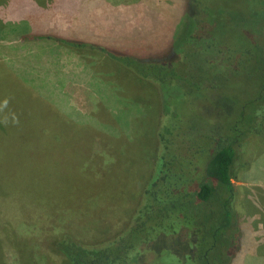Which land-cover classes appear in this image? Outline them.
I'll return each instance as SVG.
<instances>
[{"label": "rangeland", "instance_id": "374dc122", "mask_svg": "<svg viewBox=\"0 0 264 264\" xmlns=\"http://www.w3.org/2000/svg\"><path fill=\"white\" fill-rule=\"evenodd\" d=\"M188 2L0 0V15L8 19H0V31L7 30L3 39L44 33L70 45L84 42L158 59L177 52L186 33L198 30L201 16L187 14ZM54 42L26 45L21 58L7 60L1 69L10 80L1 113L20 111L22 121H33L19 124L12 137L0 133V264H69L52 250L55 240L69 235L96 246L114 239L131 224L154 170L162 114L157 84L131 72L120 75L117 63ZM49 45L61 52L54 55ZM77 74L91 82L73 85L71 92L87 93L83 115L64 109L62 97L49 99L55 86ZM29 89L38 96L34 110L24 103ZM58 108L69 114L62 118ZM46 125L50 132H44ZM239 151L233 180L238 215L246 240L259 249L264 134L247 137ZM246 246L232 264H245ZM252 258L247 261L259 264L258 252Z\"/></svg>", "mask_w": 264, "mask_h": 264}, {"label": "trees", "instance_id": "16d2710c", "mask_svg": "<svg viewBox=\"0 0 264 264\" xmlns=\"http://www.w3.org/2000/svg\"><path fill=\"white\" fill-rule=\"evenodd\" d=\"M187 14H200L198 30L158 59L44 33L19 37L104 57L161 94L154 170L131 224L96 246L55 240L69 264H232L245 245L249 260L255 252L233 180L246 138L264 134V0H189Z\"/></svg>", "mask_w": 264, "mask_h": 264}, {"label": "crops", "instance_id": "0c3cea01", "mask_svg": "<svg viewBox=\"0 0 264 264\" xmlns=\"http://www.w3.org/2000/svg\"><path fill=\"white\" fill-rule=\"evenodd\" d=\"M0 19H3V21H4V18L1 15H0ZM4 22L8 23V19H6ZM5 31H7V30L0 31V101L6 95L8 85H9V81H10L6 76V73L1 70L4 67L5 62H8L7 60L13 61V60H17V58H21L20 55L23 53V52H21V50H23V48L26 45L36 44V43L40 42V41L37 42L36 40H20L19 38L18 39H16V38L3 39ZM54 44H55V42H54ZM60 45H62V44H60ZM49 47H51V53L56 50L54 55L57 52H61L59 49H54L52 47V45H49ZM60 48H61V46H60ZM26 50L27 49H25V52H26ZM51 53L48 52L47 55H52ZM60 58H62V56ZM4 59H6V61H4ZM65 65L67 67H71V65H68L67 63ZM71 74H72V72H71ZM73 76L75 77L74 81L71 80L72 82L70 81L69 83L66 80L64 81L65 84L67 83L69 85L67 88H65V84H62L59 89H57L55 86L54 89H52L54 92H53V94H51L49 96V99L55 100V99L62 97V99H63L62 104L64 107H67L64 109L73 108L79 114L83 115L84 112L82 111V109L84 110L88 107L87 101H88L89 97L87 96V93L84 94L81 91L80 92L76 91L73 93H71V92H72V88H74L73 85L80 86V87H82V85H85V86L89 87V83H91V82L88 81L86 75H78L77 74V75H73ZM65 90L69 91V92H65ZM24 93L26 96L25 98H27L24 103L27 104L28 109L34 110L33 102L38 100V96L33 92L32 89L26 90ZM95 96L98 100L97 94H95ZM72 100H74L75 103H77V105L80 108L75 107V105H73ZM58 111H59L60 116H62V118L65 115L69 114V113H63V111H61L59 108H58ZM20 113H21L20 111H17L16 114L8 115L5 117V115H7V114L1 113V111H0V133L6 134V135L8 133H11V137H12L13 134L16 133V128H18L19 124L20 125L27 124V123L30 124V122L33 121V120L29 121V122H28V120L22 121V117L20 116ZM55 123L58 124L59 122H55ZM43 130H44V132H50V127L48 125H46V128L44 127ZM51 131H54V130L52 129ZM25 156L28 157L29 155H25ZM262 209L264 210L263 205H262ZM260 224L264 228V222L263 223L261 222ZM260 226H259V230H262L261 232L263 233L264 231L262 228L260 229ZM254 249L256 252L259 253V264H264V237L263 236L261 237V239H259V249H256V245H255ZM247 250H248V248L246 247L244 250V253H245L244 261H246L245 264H253L252 262L247 261L248 260L247 257L249 256L247 253ZM250 260H253L252 255L250 256ZM254 264H255V262H254Z\"/></svg>", "mask_w": 264, "mask_h": 264}]
</instances>
